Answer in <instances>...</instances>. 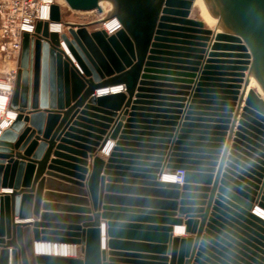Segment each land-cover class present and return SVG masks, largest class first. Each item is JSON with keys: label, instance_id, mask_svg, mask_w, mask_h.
I'll return each mask as SVG.
<instances>
[{"label": "water", "instance_id": "water-1", "mask_svg": "<svg viewBox=\"0 0 264 264\" xmlns=\"http://www.w3.org/2000/svg\"><path fill=\"white\" fill-rule=\"evenodd\" d=\"M65 1L112 9L105 29L23 33L0 134V264H264V0H202L214 28L195 0ZM112 86L125 90L96 94ZM177 169L182 184L163 180Z\"/></svg>", "mask_w": 264, "mask_h": 264}, {"label": "built area", "instance_id": "built-area-1", "mask_svg": "<svg viewBox=\"0 0 264 264\" xmlns=\"http://www.w3.org/2000/svg\"><path fill=\"white\" fill-rule=\"evenodd\" d=\"M54 3L60 5L61 11H63V7L67 4L65 0H0L1 36L4 40L3 48L8 51V57L15 58L18 62L16 70L10 73L8 81H0V86L3 82L8 84L6 93L10 96V98L16 83L20 54L22 50L23 33H35L38 21H49L50 31H54L59 34L67 31L64 19L60 22L50 20L51 5ZM93 12H104V7L101 11L100 9H96ZM105 12H108V10ZM104 24L105 22H103L99 28L105 29L103 27ZM54 25L56 27H53ZM63 45L64 43H62V46ZM123 90L125 89L119 87V91ZM0 92H2L1 88ZM167 174L170 176L171 182L180 184L184 182L185 170L183 169H177Z\"/></svg>", "mask_w": 264, "mask_h": 264}, {"label": "bare ground", "instance_id": "bare-ground-1", "mask_svg": "<svg viewBox=\"0 0 264 264\" xmlns=\"http://www.w3.org/2000/svg\"><path fill=\"white\" fill-rule=\"evenodd\" d=\"M103 4H104V2H101L100 8H97V9L102 10V8L104 7ZM194 7L198 10L200 17L205 22L206 26L214 28L216 23H217V20L210 14L206 4L202 0H195L194 1ZM89 11H91V10H89ZM104 22H106V21H104ZM53 27H56V26L54 25ZM62 48L65 49L66 51H69L66 44H64L62 46ZM0 88L2 89V92H0V119H2V121L0 122V134H1L2 131L4 129H6L8 126H10L12 121L15 119L16 113L9 106L11 98L6 93V91L8 89V84L3 82V83H1ZM247 88H250V89L251 88H257V89H259V91H261L260 88L258 87L257 83L253 79H251ZM98 91H100V92H98ZM98 91L96 93L102 94V95L106 94V93H114V92L119 91V86H112V87H108V88H103V89H100ZM262 94H263V92H262ZM108 144L103 149L104 154H106V155L110 153L111 149L113 148L114 142H112V140H111V144H109V145ZM166 175H167L166 178L169 179V181H170L171 180L170 176H168V174H166ZM163 180H164V178H163ZM256 208L261 209V210L257 209L256 213H258L259 215L264 217V209L261 207H256ZM175 230H176V233L182 234L185 232V227L178 226L175 228ZM36 253L37 254H50V255H61V256H68V257H75L77 255V253L79 254V247L77 245L67 244V243L37 242L36 243Z\"/></svg>", "mask_w": 264, "mask_h": 264}, {"label": "rangeland", "instance_id": "rangeland-1", "mask_svg": "<svg viewBox=\"0 0 264 264\" xmlns=\"http://www.w3.org/2000/svg\"><path fill=\"white\" fill-rule=\"evenodd\" d=\"M104 12H93L91 11H74L67 4L63 7L62 18L65 22L72 23H82V24H90V29H97L101 26V24L107 20V17L110 14L112 5L109 2H104ZM108 12H105L107 11ZM95 11V10H94ZM101 11V10H100ZM192 16L201 18L198 10L194 7L192 11ZM3 38L1 36V21H0V81H8L10 73H12L17 68L18 62L15 58L8 57V51L3 48ZM10 109V108H9ZM2 119H0V122ZM79 254L77 253V256Z\"/></svg>", "mask_w": 264, "mask_h": 264}, {"label": "crops", "instance_id": "crops-1", "mask_svg": "<svg viewBox=\"0 0 264 264\" xmlns=\"http://www.w3.org/2000/svg\"><path fill=\"white\" fill-rule=\"evenodd\" d=\"M250 88H247V91L249 90ZM104 91V90H103ZM98 92H100V91H98ZM97 94V93H96ZM100 95H102V94H100ZM109 144H111V140H110V142H109ZM108 144V145H109ZM112 150V149H111ZM111 152V151H110ZM99 154L101 155V156H103L105 159L110 155V153L109 154H104V150L103 151H101V152H99ZM165 175L163 176L164 177V180L165 181H169V179H167L166 178V174H167V172L165 171V173H164ZM59 183H64L65 184V182H61L60 180H57ZM67 185V184H66ZM114 193L115 194H118V195H125V194H127L128 195V192L127 191H123V190H115L114 191ZM114 203L115 204H118V205H122L123 204V202L122 201H119V200H116V201H114ZM257 209H260V208H256V210ZM261 210V209H260ZM16 219H18V217L16 218ZM100 221H101V223H102V236H105L106 235V224H105V219H103V218H100ZM176 227H178V226H176ZM184 227V226H183ZM175 235H182V236H186L187 235V233H186V231L184 232V233H182V234H178V233H176V230H175ZM105 238H104V246H103V248L102 249H106L107 251L109 250V248L107 247V245H106V242H105ZM77 256V255H76ZM75 256V257H76Z\"/></svg>", "mask_w": 264, "mask_h": 264}, {"label": "snow or ice", "instance_id": "snow-or-ice-1", "mask_svg": "<svg viewBox=\"0 0 264 264\" xmlns=\"http://www.w3.org/2000/svg\"><path fill=\"white\" fill-rule=\"evenodd\" d=\"M119 24H117L115 21L111 25H109L110 30H115V28H118Z\"/></svg>", "mask_w": 264, "mask_h": 264}]
</instances>
